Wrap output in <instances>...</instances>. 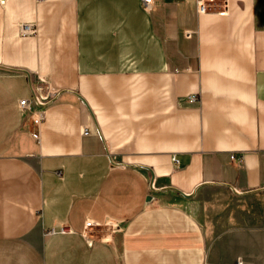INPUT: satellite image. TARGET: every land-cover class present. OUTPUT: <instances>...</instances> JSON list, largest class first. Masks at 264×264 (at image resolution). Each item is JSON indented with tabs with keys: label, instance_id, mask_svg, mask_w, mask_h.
<instances>
[{
	"label": "crops",
	"instance_id": "crops-1",
	"mask_svg": "<svg viewBox=\"0 0 264 264\" xmlns=\"http://www.w3.org/2000/svg\"><path fill=\"white\" fill-rule=\"evenodd\" d=\"M152 1L0 0V264H264V0Z\"/></svg>",
	"mask_w": 264,
	"mask_h": 264
},
{
	"label": "built area",
	"instance_id": "built-area-1",
	"mask_svg": "<svg viewBox=\"0 0 264 264\" xmlns=\"http://www.w3.org/2000/svg\"><path fill=\"white\" fill-rule=\"evenodd\" d=\"M152 2H153L152 0H141L142 8L145 11L150 12L152 10V6H153ZM195 3H196V10H197L198 14H204L207 12L204 0H195ZM35 35H36V26L34 24L21 23L19 25V36L20 37H31V36H35ZM48 99L49 98L42 97L41 94H38L36 92V87L33 86V100H31V101L21 100L19 102V107H20L22 112H25V113L30 112L31 111V103H34L35 105H38L39 107H42V106H44V104L46 103V101ZM195 100H196L195 97H191L192 102ZM43 118H44V113L42 111H38L36 114L32 115V122L35 125H38L43 120ZM81 133L83 136H87L89 134L88 127H83L81 130ZM32 137L34 139L38 140V134L37 133H35V134L33 133ZM172 162L174 164H179V161L175 157H173ZM106 225L111 227L112 229H118V226L117 225L113 226V224L111 222L107 223ZM92 226H93V224L90 221L85 223V228H89ZM237 264H242V263L239 261V262H237Z\"/></svg>",
	"mask_w": 264,
	"mask_h": 264
},
{
	"label": "water",
	"instance_id": "water-1",
	"mask_svg": "<svg viewBox=\"0 0 264 264\" xmlns=\"http://www.w3.org/2000/svg\"><path fill=\"white\" fill-rule=\"evenodd\" d=\"M152 180H153V177L151 175V178H150V184H149V187L151 188V183H152ZM228 186V185H227ZM229 188H231L230 186H228ZM232 189V188H231Z\"/></svg>",
	"mask_w": 264,
	"mask_h": 264
}]
</instances>
